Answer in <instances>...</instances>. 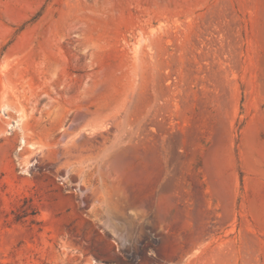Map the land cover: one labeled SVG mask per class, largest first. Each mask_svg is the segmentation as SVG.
<instances>
[{
	"label": "rangeland",
	"instance_id": "obj_1",
	"mask_svg": "<svg viewBox=\"0 0 264 264\" xmlns=\"http://www.w3.org/2000/svg\"><path fill=\"white\" fill-rule=\"evenodd\" d=\"M0 264H264V0H0Z\"/></svg>",
	"mask_w": 264,
	"mask_h": 264
}]
</instances>
